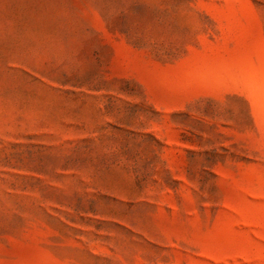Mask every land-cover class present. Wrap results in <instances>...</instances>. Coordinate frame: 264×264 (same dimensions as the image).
<instances>
[{"label": "rangeland", "instance_id": "rangeland-1", "mask_svg": "<svg viewBox=\"0 0 264 264\" xmlns=\"http://www.w3.org/2000/svg\"><path fill=\"white\" fill-rule=\"evenodd\" d=\"M0 264H264V0H0Z\"/></svg>", "mask_w": 264, "mask_h": 264}]
</instances>
